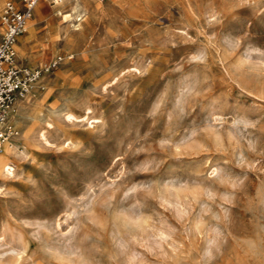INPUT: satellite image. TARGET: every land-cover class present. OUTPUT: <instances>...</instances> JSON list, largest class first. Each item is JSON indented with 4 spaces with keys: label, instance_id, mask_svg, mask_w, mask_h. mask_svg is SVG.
I'll use <instances>...</instances> for the list:
<instances>
[{
    "label": "rangeland",
    "instance_id": "rangeland-1",
    "mask_svg": "<svg viewBox=\"0 0 264 264\" xmlns=\"http://www.w3.org/2000/svg\"><path fill=\"white\" fill-rule=\"evenodd\" d=\"M41 1L0 264H264V0Z\"/></svg>",
    "mask_w": 264,
    "mask_h": 264
},
{
    "label": "bare ground",
    "instance_id": "bare-ground-1",
    "mask_svg": "<svg viewBox=\"0 0 264 264\" xmlns=\"http://www.w3.org/2000/svg\"><path fill=\"white\" fill-rule=\"evenodd\" d=\"M47 1L48 0H42L39 4L42 7L43 6L42 3H45V2L47 3ZM54 1L56 2V4L53 5L56 8L55 10H60L64 6V3L70 2L72 11L69 12V13H67L66 12L67 10H66L65 11L66 14H63V17L64 18L77 17V19L80 20V22H81L83 16L86 14V8H85L86 3L83 0H54ZM3 3H4V0H0V15H1V10L3 9L2 8L3 5H4ZM59 12L60 13L61 12L63 13V11H61V10ZM43 16L44 15H43L42 9L39 6H37L33 18H31V20H29L28 23H27V25H26L25 31L32 32L34 30L35 26L43 19ZM80 22H78L77 25L80 26ZM59 26H58V28H59ZM68 27H67V29H68ZM63 30H65V29L63 28ZM49 31H50V33L54 34L56 37H58L60 35L62 36V34H63V33L61 34L62 31L60 29H57V28L52 29V28L49 27ZM2 32H3V27L0 24V33H2ZM67 35H68V33H67ZM65 38H67V37H65ZM40 46H41V44H40ZM14 48H15L16 57L19 60V63L20 64H21V61L20 60L25 61V60L28 59V56L30 54V50H28L25 47V43L22 40H20V41H17L16 40L14 42ZM68 50L69 51L67 52V55H65V56H67L66 58H64L63 56H60V57L57 58V60H55V62L58 61V59L65 60V62H66L68 58L73 57L77 53V50L74 47L73 48L70 47V48H68ZM29 68H33V67L29 66ZM41 69H45L44 72H43V74L40 75L39 79L33 84V87L25 95V97H23V98H17L13 103H11L9 105V107L7 109V119H6L7 120L6 122L9 125H10V123H13L14 125L18 124L19 123V117H20V115H22L28 107H33V110H35V111L36 110H40V106H42L43 102L44 101H48L49 97L51 96V88L53 86V82H54L53 77L54 76L51 77V74L52 73L49 72V70H50L49 66L41 67ZM65 116H66V118H69V119H71L72 117H76L75 116V113H72V112H69V111L65 112ZM45 122L49 126H52V122L50 120L46 119ZM15 130L17 131V135L12 140L2 141L0 139V170H3V172L6 171V172H8V174L9 173L10 174L14 173V171L16 169V168H14L13 161H12V158H11L12 153H14L15 150H20L22 153H24V154L27 155V152H28V151L27 152L25 151V147L23 145V139L25 137L24 134H23L24 132H20L17 129H15ZM46 130L47 129H45L44 131H42L40 133L44 137V139L47 142H49L50 141V138H49V136H48L49 139L47 138L46 133H48V132H45ZM26 134H27V132H26ZM8 176H10V175H8ZM177 194H178V192H177Z\"/></svg>",
    "mask_w": 264,
    "mask_h": 264
},
{
    "label": "built area",
    "instance_id": "built-area-1",
    "mask_svg": "<svg viewBox=\"0 0 264 264\" xmlns=\"http://www.w3.org/2000/svg\"><path fill=\"white\" fill-rule=\"evenodd\" d=\"M39 0H7L0 15V139L12 140L17 131L6 121L7 109L23 98L40 77L41 71L22 66L16 58L14 42L26 29Z\"/></svg>",
    "mask_w": 264,
    "mask_h": 264
},
{
    "label": "crops",
    "instance_id": "crops-1",
    "mask_svg": "<svg viewBox=\"0 0 264 264\" xmlns=\"http://www.w3.org/2000/svg\"><path fill=\"white\" fill-rule=\"evenodd\" d=\"M34 12H35V10H34ZM18 41V40H17Z\"/></svg>",
    "mask_w": 264,
    "mask_h": 264
}]
</instances>
